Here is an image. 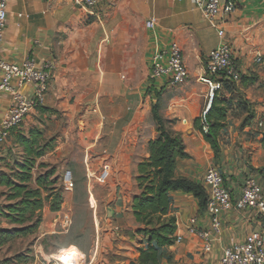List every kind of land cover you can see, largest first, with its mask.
<instances>
[{"label": "crops", "instance_id": "1", "mask_svg": "<svg viewBox=\"0 0 264 264\" xmlns=\"http://www.w3.org/2000/svg\"><path fill=\"white\" fill-rule=\"evenodd\" d=\"M235 1L236 9L213 25L191 0H111L90 9L73 0H10L0 58L12 63L25 58L39 64L51 61L45 99L24 123L53 124L56 116L48 111L61 113L63 126L41 160L72 172L73 188L65 190L59 210L43 207L41 234L52 233L51 226L65 215L72 222L82 207L86 227L75 234L93 232L96 245L86 247L73 237L65 245L77 248L90 264L95 260L104 264L107 258L120 263L119 255L130 249L129 233L133 235L138 226L131 204L137 193V164L148 156L147 143L156 134L151 118L156 93L164 117L175 119L173 128L181 133L188 154L178 162L177 174L201 184L207 194L204 173L215 166L233 199L249 177L264 192V145L248 136L254 118L242 126L241 118L227 117L218 156L193 123L208 106V85L199 77L211 49L227 43L240 76L256 79L261 74L251 67L252 62L260 63L256 56L261 51L250 55L246 41L264 27L262 0ZM150 17L156 19L153 29L145 26ZM173 41L180 46L187 80L170 85L150 79L153 51ZM31 90L29 85L21 87L27 97ZM10 98L9 92L0 93V118ZM17 132L12 131L2 145L0 158L13 150ZM172 197L175 236L182 239L168 247L171 260L160 264H220L223 248L242 242L251 230H264V214L231 209L220 211L217 232L206 203L201 206L191 192L177 191Z\"/></svg>", "mask_w": 264, "mask_h": 264}, {"label": "trees", "instance_id": "2", "mask_svg": "<svg viewBox=\"0 0 264 264\" xmlns=\"http://www.w3.org/2000/svg\"><path fill=\"white\" fill-rule=\"evenodd\" d=\"M247 80L248 77L243 75L240 76L238 84L231 79H219L220 88L235 98L226 99L219 93V89L215 90L203 119H194L195 128L202 132L215 156L221 150V136L227 127L228 113H233L232 102L235 109L245 103L242 102L241 89ZM151 112L156 121V135L147 143L148 156L137 164V193L133 197L131 211L138 225L133 235L139 236L137 240L140 245L137 247L138 256L131 264H160L162 261L171 260L168 247L174 243L177 227L173 214L174 192H191L199 199L201 206L206 203V193L202 185L177 174L178 162L188 157V154L181 133L173 128L175 119L161 116L157 103L152 104ZM248 121L245 119L243 125ZM262 125L264 133V122ZM17 128L18 126L14 127L9 135L12 131H18L14 143L22 145V155L14 160L9 175L0 170V186L9 188L10 194L6 200L11 201L0 207V215L6 219V224L17 225L0 228L1 236L5 238L25 237L35 233L41 223L44 203L48 202L50 210L56 211L63 202V195L54 187L56 178L50 179L53 169H46L44 173L33 176L34 169L48 168L47 164L36 162L50 148V141L53 139L39 145V131L32 128L30 136H26L22 131L16 130ZM8 154L2 156L0 161L6 160ZM32 182L34 185L31 187ZM41 188L47 190L45 197ZM0 264H5V261Z\"/></svg>", "mask_w": 264, "mask_h": 264}, {"label": "built area", "instance_id": "3", "mask_svg": "<svg viewBox=\"0 0 264 264\" xmlns=\"http://www.w3.org/2000/svg\"><path fill=\"white\" fill-rule=\"evenodd\" d=\"M73 1L90 9L100 2L111 0ZM191 1L200 9L203 18L213 25L219 17L231 14L237 7L235 0ZM9 2L10 0H0V40L5 27ZM261 2L264 9V0ZM155 23L156 19L150 17L145 21V26L153 29ZM261 60V55H257L256 61L261 62ZM50 65L51 61L39 64L33 58H25L20 63L8 62L0 58V93L11 94L8 106L0 118V149L8 139L10 131L43 103L49 88ZM149 78L165 81L170 85L182 84L187 80L188 70L178 43L173 41L166 48H156L153 51L150 58ZM221 78L234 81L240 78L233 49L227 43H222L207 53L203 73L199 77L209 87V100L213 97L214 91L220 89L219 79ZM23 85H29L32 88L31 96L27 97L21 92ZM203 129L206 131V127ZM103 172L107 174L106 165ZM65 182L69 188L73 186L70 171L65 174ZM204 183L207 188L206 212L211 218V225L215 231H219V213L222 210L248 209L255 214H264V192L253 178L249 177L245 180L236 199H233L230 191L225 187L223 176L215 166L206 169ZM194 221L195 219H191V222ZM67 222L68 219L65 217L62 225L66 226ZM181 239V236H175L174 242L178 243ZM205 249L208 250L209 245H206ZM220 264H264V230H251L242 242L223 248Z\"/></svg>", "mask_w": 264, "mask_h": 264}, {"label": "rangeland", "instance_id": "4", "mask_svg": "<svg viewBox=\"0 0 264 264\" xmlns=\"http://www.w3.org/2000/svg\"><path fill=\"white\" fill-rule=\"evenodd\" d=\"M246 47L247 49H249L248 52L250 53V55H254L255 50L261 51L260 52L261 55H264V27L263 29L262 27L257 29L256 32L252 35V37L246 41ZM251 67L261 72V74L258 75L256 79L252 78V76H247L248 80L246 81L245 86L241 89L243 96L242 102H245L246 104L243 103V105L239 106L238 109L237 108L235 109L232 102L231 111L233 113H228V115L237 116V118H241L242 121L240 125L242 126L244 120L246 119V121H248L249 119H251V115H253L254 120L253 122L249 123L252 132L248 136L253 137L256 143H260L261 145H264L263 144L264 133H263V125H262V122H264V89H262L264 88V62L262 61L260 63L252 62ZM206 91H207V101L209 102V92H210L209 87L208 90ZM219 93L222 96L226 97V99H228V97H231L232 99L235 98L232 95H230L227 91L223 90L222 88L219 89ZM159 96L160 95L156 93L157 100L156 102L153 103H157L158 112L160 113L161 116L164 117L162 113L161 105L159 103ZM34 110L27 115V117L29 116V120L30 117L33 115L32 112H34ZM48 113L50 114L53 113L56 116V118H54L53 124H49L44 120H40L39 122L36 120L33 126L31 127L30 124L25 126L24 121H22L18 125V128L16 130L22 131L26 136H30V131L33 128L41 133V136L38 139L39 145H43L44 143L48 142L50 139H53L52 141H50V147H51L55 139V136H53L54 133H56L63 125H61V120H60L61 113L59 111L49 110ZM151 118L153 120L154 129L156 133V121L152 112H151ZM201 119H203V116L201 117ZM21 126H24V128L20 129ZM11 149L13 150H10V153L6 157V160L0 161V170H2L7 175L11 173L10 169L14 166L13 165L14 160L19 159L22 155L21 152L22 145H15ZM262 149L264 150L263 146ZM41 162L47 164L48 168L43 167L39 169H34L33 176H36L38 173H44L46 169H53L54 173L50 176V179L56 178V183H54V187L56 190H58L63 195L65 190H70L73 188V186L69 188L65 182V174L67 171L71 172V170L65 168L59 171L57 165L49 162H44L41 160V157L37 158L36 163L38 164ZM262 169H264V166L262 167ZM33 185L34 182L30 184L31 187ZM79 189H80L79 187H76V191L77 190L79 191ZM41 191L43 197H45V195L47 194V190L41 188ZM8 194H10L9 188L0 186V207L8 203H11V201L6 200ZM87 197L89 198L90 195H87ZM81 199H83V197H81ZM90 200H92V198H90ZM87 203L89 205L88 201ZM45 205L49 207L48 202H45L44 206ZM80 209L81 211L77 210L74 217L71 218L72 222H70L68 215H65L61 218V220L56 224L55 227L52 225L50 228L51 230H54L52 233L41 234L39 232V226H38L35 233L25 237L13 236L10 238H5L2 237L0 234V262L5 261V264H62L60 261L55 259V255H57L58 252L60 251L61 253H65V252L68 253L70 252L71 249H74L73 247L70 248L69 245H65L66 240H69L72 237L75 238L74 240L76 242L81 243L86 247L94 248L96 245L95 244L96 236L93 232H89L88 235L75 234L82 227L84 228L86 227L85 226L87 222V219H85L86 215L83 211V208L81 207ZM41 216H42V211H41ZM65 217H67L68 222L66 226H63L64 224L62 225V221H64ZM12 227H17V225L6 224V219L0 215V228H12ZM87 231H89V229ZM129 236L131 240V242H128L130 249L128 251L126 250L127 252L126 251L122 252L119 255L117 259L120 260V263L117 264H131V261H133L138 256L136 252H137V247L140 245L139 243L140 241L137 240L139 236L138 235L134 236L131 233H129ZM135 239L137 240L136 243H135ZM61 244L63 245L62 248L59 247V245ZM76 246L78 247V244ZM69 248L70 250H68ZM75 250L77 251L78 249L76 248ZM78 252L82 256L80 264H90L89 258L88 257L85 258L84 254L79 250ZM107 259H108L107 262H104V264H112L116 260V258H112V259L107 258ZM92 264H99V262L95 260Z\"/></svg>", "mask_w": 264, "mask_h": 264}, {"label": "bare ground", "instance_id": "5", "mask_svg": "<svg viewBox=\"0 0 264 264\" xmlns=\"http://www.w3.org/2000/svg\"><path fill=\"white\" fill-rule=\"evenodd\" d=\"M68 250H70V248ZM70 252L61 253L60 251L55 255V259H58L63 264H80L82 256L78 250L71 249Z\"/></svg>", "mask_w": 264, "mask_h": 264}, {"label": "water", "instance_id": "6", "mask_svg": "<svg viewBox=\"0 0 264 264\" xmlns=\"http://www.w3.org/2000/svg\"><path fill=\"white\" fill-rule=\"evenodd\" d=\"M212 99V98H211ZM211 99L209 100V102H208V107H209V104H210V102H211ZM208 107L206 108V110L208 109Z\"/></svg>", "mask_w": 264, "mask_h": 264}]
</instances>
